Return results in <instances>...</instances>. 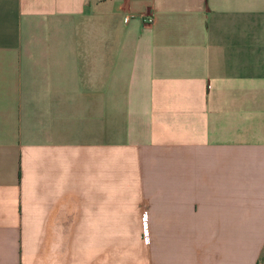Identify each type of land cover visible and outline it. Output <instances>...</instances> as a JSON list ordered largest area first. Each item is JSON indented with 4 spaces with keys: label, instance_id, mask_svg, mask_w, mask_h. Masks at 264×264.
Masks as SVG:
<instances>
[{
    "label": "crops",
    "instance_id": "1",
    "mask_svg": "<svg viewBox=\"0 0 264 264\" xmlns=\"http://www.w3.org/2000/svg\"><path fill=\"white\" fill-rule=\"evenodd\" d=\"M0 264H264V0H0Z\"/></svg>",
    "mask_w": 264,
    "mask_h": 264
},
{
    "label": "built area",
    "instance_id": "2",
    "mask_svg": "<svg viewBox=\"0 0 264 264\" xmlns=\"http://www.w3.org/2000/svg\"><path fill=\"white\" fill-rule=\"evenodd\" d=\"M152 21H153V18H150V19L148 20L149 23H151Z\"/></svg>",
    "mask_w": 264,
    "mask_h": 264
}]
</instances>
